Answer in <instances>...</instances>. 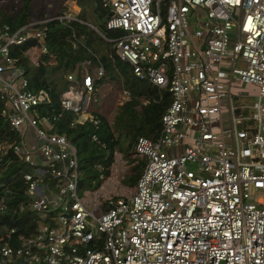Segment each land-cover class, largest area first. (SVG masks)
I'll list each match as a JSON object with an SVG mask.
<instances>
[{
	"label": "built area",
	"instance_id": "1",
	"mask_svg": "<svg viewBox=\"0 0 264 264\" xmlns=\"http://www.w3.org/2000/svg\"><path fill=\"white\" fill-rule=\"evenodd\" d=\"M101 2L110 10L106 27L120 32L111 39L118 56L169 94L160 134L136 140L146 164L135 193L95 200L96 216L77 193L75 148L65 134L48 131L56 117L31 113L48 102L47 92L30 90L10 55L11 46L32 38L46 53L39 24L47 19L0 27V117L20 136L12 148L31 168L23 176L42 220L29 236L4 228L0 264H264V0ZM233 79L257 86L251 115L235 105ZM93 83L86 76L82 90L61 94V108L75 115L71 126L98 127L87 109ZM91 139L100 143L97 134ZM114 159L111 171L122 162L117 153ZM96 169L101 190L111 179Z\"/></svg>",
	"mask_w": 264,
	"mask_h": 264
},
{
	"label": "trees",
	"instance_id": "2",
	"mask_svg": "<svg viewBox=\"0 0 264 264\" xmlns=\"http://www.w3.org/2000/svg\"><path fill=\"white\" fill-rule=\"evenodd\" d=\"M76 3L80 8L76 19L60 20L57 18L62 15L59 11H48L46 5L33 7L32 0H21L17 9L0 10V27L9 25L14 30L28 22L47 19L39 24L44 28L46 53L38 50L37 42L32 38L11 46L10 55L24 68L28 88L32 91L43 89L48 94V102L34 106L31 113L55 116L56 120L48 126V131L65 134L75 148L77 190L84 185L85 179L91 190L98 189L103 180L99 178L96 166H103L104 178H108L115 153L126 166L123 184L135 188L146 164L145 157L135 152L136 140L140 136L152 140L157 138L161 131V116L170 97L168 92L160 91L147 80L135 76L129 63L118 56L111 39L119 36L120 32L106 27L110 10L102 6L101 0H76ZM91 5L94 8L88 10ZM32 48H37L38 52L31 53ZM33 59L37 62L34 63ZM100 67L102 75L98 74ZM68 75H72L74 80H68ZM86 76L94 78L87 109L98 117L97 128L90 122L71 126L75 115L60 106L61 94L70 86L82 90ZM123 90L129 93L125 100L122 99ZM113 92L120 94L121 99L110 117L103 102ZM2 105L0 100V109ZM92 134H97L100 143L91 139ZM26 137L29 138L27 133ZM32 140L36 142L34 137ZM19 141L17 131L0 117V201L3 205L0 209V242L6 240L4 228H15L18 234L29 236L42 222L30 208L32 198L27 193L23 176L31 168L12 148ZM50 184L54 186L56 183L50 181ZM117 197H112V200ZM109 207L110 204L104 202L102 210ZM102 240L103 237L101 244ZM9 264L23 263L17 259Z\"/></svg>",
	"mask_w": 264,
	"mask_h": 264
},
{
	"label": "rangeland",
	"instance_id": "3",
	"mask_svg": "<svg viewBox=\"0 0 264 264\" xmlns=\"http://www.w3.org/2000/svg\"><path fill=\"white\" fill-rule=\"evenodd\" d=\"M20 3L21 0H0V10L6 11L8 9H12V7H15L17 9ZM45 5L48 6V11H59L62 15L70 17L76 16L78 11L80 10L79 6L76 3V0H32L33 7H42ZM91 8H94V6H88L87 9L91 10ZM30 51L33 54H36L38 52L37 48H32ZM239 66L244 67V64H239ZM231 91L233 94L239 96L237 99L234 100L235 105L240 107L245 106L244 113L247 115H251L253 112L251 106L257 100V86L254 84L242 83L238 80L233 79ZM114 94L115 93L113 92L112 95ZM112 95L107 96L103 102L104 109L107 111L110 117L114 114L116 104L118 103L119 99H121L119 97L120 94H118L117 92L114 98H112ZM42 127L45 128V126ZM29 138L33 139L32 132L29 133ZM36 143L38 145L40 141L37 140ZM34 159L38 163L43 161L38 156H34ZM125 169V164L118 161L117 166L113 168V171L109 176L111 179V183L106 184V186H104V188L101 190H99L101 186L98 189L91 190L89 188L88 181L86 179L84 180V185L78 188L77 193L80 200L83 202V204L88 210L93 211V213L98 216L100 215L101 209H96L94 207L95 200H107L106 198L115 196L129 197L130 195L135 193V188H128L123 184V176ZM108 182H110V180H108Z\"/></svg>",
	"mask_w": 264,
	"mask_h": 264
},
{
	"label": "crops",
	"instance_id": "4",
	"mask_svg": "<svg viewBox=\"0 0 264 264\" xmlns=\"http://www.w3.org/2000/svg\"><path fill=\"white\" fill-rule=\"evenodd\" d=\"M234 96H235L234 99H237V98L239 97V96H237V95H235V94H234ZM30 132H32V136L35 138L32 129H28V130H27V134H28V135H29ZM175 151H177V150H175Z\"/></svg>",
	"mask_w": 264,
	"mask_h": 264
},
{
	"label": "water",
	"instance_id": "5",
	"mask_svg": "<svg viewBox=\"0 0 264 264\" xmlns=\"http://www.w3.org/2000/svg\"><path fill=\"white\" fill-rule=\"evenodd\" d=\"M91 26H92L95 30H97L95 26H93V25H91Z\"/></svg>",
	"mask_w": 264,
	"mask_h": 264
}]
</instances>
